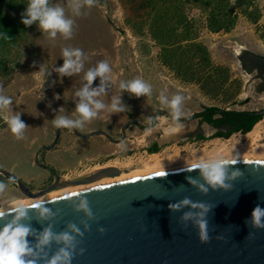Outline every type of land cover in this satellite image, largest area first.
I'll return each mask as SVG.
<instances>
[{"label":"rangeland","instance_id":"374dc122","mask_svg":"<svg viewBox=\"0 0 264 264\" xmlns=\"http://www.w3.org/2000/svg\"><path fill=\"white\" fill-rule=\"evenodd\" d=\"M257 1L261 14L259 20L251 23L244 16H239L229 37H223L222 32H209L205 28L199 31L198 40L207 48L212 62L226 67L229 82L235 81L216 93H208L195 82L181 81L162 63L158 44L145 29L136 28V22H133L136 18L132 17L130 5L125 0H91L90 4L85 0L81 14L74 16L73 35L68 39L61 35L49 39L39 31L35 23L23 24L21 15L28 0H3L0 33H6L10 38L0 35V92L13 97L12 111H20L21 119L28 126L24 129L23 137L17 139L3 119L4 112L0 111V169L14 174L28 184L33 193L48 187V172L35 163L36 152L40 147L53 142L56 127L52 125L51 118L57 114H72L78 99L74 92L84 82L81 80L84 71L102 59L108 60L113 69V82H109L106 99L119 91L120 80L136 77L149 82L152 92L150 95L136 97L123 91L122 102L127 104L124 111L112 114L102 111L86 121L84 127L76 129L82 133L104 130L116 138L120 126L129 119L148 125V117L156 116L154 126L149 132H144L130 125L126 131V140L117 146L108 143L102 136L86 139L72 137V131L64 127L56 149L67 151H59L58 154L61 155L57 156L52 151L44 150L38 157L44 164L57 167L61 174L67 169L75 170L80 167L83 173L91 171L96 165H90L91 157L112 151L115 156L121 157L115 164L130 172L154 165L174 169L199 157L215 154L221 149L225 156L238 151L247 144L249 136L245 138V133L235 131L227 138L214 137L212 133L216 129H227L229 124L220 114L207 109L241 112L264 108V0ZM55 2L63 3L67 8L68 0ZM192 12L199 17L196 11ZM67 14L72 13L69 10ZM210 45L224 57L212 55ZM245 45L251 48L250 51H243ZM65 46L84 50V70L61 78L54 66L62 64L61 53ZM238 49L239 58L235 53ZM41 64L47 65L50 72L45 83L38 76ZM98 83L99 78L93 81V85ZM177 91L185 97L180 118L206 112L205 114L211 113L213 119L220 118L221 123L209 126L203 117L190 122H177L164 114H157L158 109L170 113L169 108L160 104L159 95L163 92L170 97ZM263 122L264 116L254 125H258V128ZM198 131L203 132L206 137L202 142L198 141V147L186 146L184 154L173 150V143ZM237 132L239 134L236 135ZM153 140L167 142V146L172 145L167 148L163 146L158 153L150 155L146 148ZM187 140L192 139L180 142L185 143ZM259 141L261 142L258 144ZM259 141L251 146L254 149L262 146L264 152V141ZM110 146L112 149H109ZM27 198L29 196L24 195L13 182L0 192V203Z\"/></svg>","mask_w":264,"mask_h":264},{"label":"water","instance_id":"95a60500","mask_svg":"<svg viewBox=\"0 0 264 264\" xmlns=\"http://www.w3.org/2000/svg\"><path fill=\"white\" fill-rule=\"evenodd\" d=\"M214 112L245 117L264 116V108L241 112L218 109ZM156 113L170 115L163 109H158ZM193 117L195 115L188 116L186 121ZM61 128H56L51 144L37 150L35 163L39 166L51 169L38 157L41 151L56 145ZM72 130L80 137L107 136L103 130L86 134L75 128ZM237 161L232 167L240 168L242 175L231 182L229 189L210 188L207 193H202L187 179L188 176H197L198 170L186 171L179 167L48 198L51 201L49 206L56 211V215L50 220L33 218L26 222H30L37 231L52 223L53 230L59 232L69 221L83 229L81 221H85L89 227L83 230L82 236L77 237L79 243L71 264H264V228H253L245 223L256 204L264 206V158ZM120 174L116 168L102 169L80 180L61 183L56 180L47 188L33 193L14 174L0 169V175L4 178L15 177L12 182L29 197H38L68 186L90 184L103 178H116ZM81 190L87 191L79 193ZM81 194L88 197L93 212L91 219L72 206L71 201ZM184 197L212 205L207 215L208 241L201 242L197 228L190 221L180 219L188 206L179 210L168 208L169 203ZM101 226L103 231L98 230ZM29 239L34 241L36 237L30 236ZM57 247L53 242L48 247L49 255ZM81 248L83 252L78 251Z\"/></svg>","mask_w":264,"mask_h":264},{"label":"clouds","instance_id":"9594fccd","mask_svg":"<svg viewBox=\"0 0 264 264\" xmlns=\"http://www.w3.org/2000/svg\"><path fill=\"white\" fill-rule=\"evenodd\" d=\"M87 2L90 4L91 0ZM84 3L85 0H68L66 8L65 4L55 2V0H28L21 15V21L25 25L35 23L39 31L49 39L56 38L58 35L68 39L73 35L74 16L81 14ZM69 10L71 15L67 14ZM0 35L10 38L6 33H0ZM61 57L63 58L62 64L54 66V70L61 78L84 70L85 53L82 48L65 46L62 48ZM38 69V76L45 83L47 77L50 76L48 67L41 64ZM112 71L106 59L88 67L81 77L84 82L74 92V96L78 98L74 111L71 115H55L51 118L52 125L58 128H82L86 121L98 116L102 111L108 114L124 111L127 104L122 102L123 91L136 97L151 94L152 85L136 77L120 80L119 91L112 94L110 99H106L109 82H113ZM97 78H99V83L93 85V81ZM158 99L162 106L170 109L171 118L179 121L185 99L183 93L177 91L169 97L162 92ZM12 102V96L0 92V111L4 112L3 119L11 133L19 139L23 137L24 129L28 125L21 119L20 111H12ZM53 111L56 110L53 109ZM148 120L151 123L153 117L149 116ZM237 163V159L233 156L226 157L223 153H215L199 157L190 163H184L183 169L198 170L197 176H188L187 179L196 185L199 191L207 193L210 188H231V182L242 175L240 168L232 167ZM14 180L13 176L0 179V192L6 190L9 183ZM86 191L81 190L79 193ZM50 202L48 199H38L32 202L15 199L0 203V221H4L0 223V264H41V261L42 264H71L79 243L77 237L82 236L83 230H86L89 225L81 221L82 229L76 223L69 221L63 230L56 232L53 230L52 223H49L42 230L37 231L30 222L26 221H31L33 218L44 221L54 217L56 211L49 206ZM71 203L74 210L83 212L88 219L93 217L87 195H78ZM185 206L188 208L181 213L180 219L184 222L190 221L197 228L198 239L201 242L208 241L210 235L207 215L212 205L204 201H192L189 197L168 204L170 210L183 209ZM245 223L253 228H264V206L256 204ZM98 230L103 231L104 229L101 226ZM30 236H35L36 239L30 240ZM53 242L58 247L49 255L48 247ZM78 251L83 252V249H78Z\"/></svg>","mask_w":264,"mask_h":264},{"label":"trees","instance_id":"16d2710c","mask_svg":"<svg viewBox=\"0 0 264 264\" xmlns=\"http://www.w3.org/2000/svg\"><path fill=\"white\" fill-rule=\"evenodd\" d=\"M130 5L137 29H145L159 46V57L183 82H195L208 93H216L229 87L226 67L212 62L207 48L198 40L201 28L209 32H229L237 24L239 16L251 23L260 18L257 0H125ZM3 0H0V32L3 23ZM192 11H196L198 16ZM141 27V28H140ZM237 91V89L235 90ZM237 94V92L235 93ZM232 95V94H231ZM216 108H209L213 111ZM234 112V111H231ZM229 124L225 131L218 129L214 136L227 138L232 132L246 133L262 117L236 116L220 113ZM203 119L219 125L221 119H213L211 113ZM152 151V150H150ZM0 179H4L0 176Z\"/></svg>","mask_w":264,"mask_h":264},{"label":"flooded vegetation","instance_id":"af4514ba","mask_svg":"<svg viewBox=\"0 0 264 264\" xmlns=\"http://www.w3.org/2000/svg\"><path fill=\"white\" fill-rule=\"evenodd\" d=\"M213 111H215V110H213ZM209 112H211V111H209ZM206 112H200V113H196V114H193V116L195 115V117H193V119L192 120H195V119H198V118H202L203 116H204V114H205ZM220 114V113H219ZM167 116V118H169V119H171V120H173L172 118H171V114L170 115H166ZM191 116V115H190ZM153 117V120H152V122L151 123H149L148 125H141V124H138L137 122H136V120L135 121H133L134 119H129L127 122H129V124L126 126L125 124L127 123V122H125L124 124H122L121 126H120V128H119V135L116 137V138H114V137H111L106 131V133H107V136H104V135H101V136H103L107 141H108V143H110V144H113L114 146H117V145H120L121 143H123L125 140H126V131H127V129H128V127L130 126V125H134V126H136L137 128H139V129H141V130H147V128L148 129H150V128H152L154 125H153V123H154V121H155V117L156 116H152ZM187 118V117H186ZM186 118H179V121H185V122H187L186 121ZM192 120H190V121H192ZM174 121H176V120H174ZM179 121H177V122H179ZM190 121H188V122H190ZM131 122V123H130ZM209 126H213V123H210V122H208L207 123ZM227 127V126H226ZM64 129V127H62L61 128V130H60V135H61V133H62V130ZM219 129H221V130H223V131H225L226 129H222V128H219ZM56 130V129H55ZM218 129H216L215 130V132L217 131ZM104 131V130H103ZM214 132V133H215ZM123 133H125V137L123 138ZM214 133H212V135H214ZM214 137H218V136H214ZM59 139H60V137H59ZM59 139H58V141H59ZM184 139L186 140V139H192V140H187V142L185 141V143L184 142H180V141H184ZM206 139V137H205V134L203 133V132H200V131H198V132H196L194 135L193 134H187V135H185L184 136V138H180V140H178L177 142H175V143H173V145H174V147H172L173 148V150H177L178 151V153L179 154H184V153H186V146H189V148H191V147H194V148H196V147H198V145H197V143H198V141H199V143L200 142H202L203 140H205ZM57 141V142H58ZM180 142V143H179ZM167 142H158V141H156V140H153V141H151V143L147 146V148H146V152H149V154L151 155H153V154H156V153H158L160 150H161V147H165V148H167L169 145H172V143L171 144H169L168 146H167V144H166ZM170 143V142H169ZM202 144V143H201ZM170 147V146H169ZM109 149H112L111 148V146L109 147ZM150 150H152V151H150ZM115 151V150H114ZM43 151H41L40 153H39V155L42 153ZM145 152V153H146ZM148 154V153H147ZM121 157H119V156H115L114 155V153L112 152V151H109V152H107V153H102V154H97L95 157H91L90 159V165L91 164H95L96 163V165H94V167H92L93 169L91 170V171H88V172H83V173H81L82 172V167H80V168H76L75 170H71V169H67V170H65V172L64 173H60L59 171H58V169H56L55 167H53V166H50V165H48V164H45L46 166H48L49 168H51V169H46V168H44L47 172H48V176H47V178H46V181L48 182L47 183V186H49L50 184H52L53 182H56V180H58V183H61V182H63V181H74V180H80V179H82V178H85V177H89V176H91V175H93V174H96V173H98V172H100V170H102V169H107V168H116V169H118L121 173L122 172H126L127 170H123V169H121V168H119L116 164H115V162H116V160H118V159H120ZM41 163H43L41 160H39ZM112 164H111V163ZM99 163H101V165L99 164ZM44 164V163H43ZM38 165V164H37ZM39 166V165H38ZM81 166V165H80ZM41 167V166H40ZM43 168V167H42ZM113 173V171H110L109 173ZM58 177V178H57ZM46 186V187H47ZM27 187L30 189V187L28 186V184H27Z\"/></svg>","mask_w":264,"mask_h":264},{"label":"bare ground","instance_id":"6f19581e","mask_svg":"<svg viewBox=\"0 0 264 264\" xmlns=\"http://www.w3.org/2000/svg\"><path fill=\"white\" fill-rule=\"evenodd\" d=\"M257 126L258 125H256V128H257ZM262 149H263L262 146L261 147L257 146L254 149L251 146V143H247L241 149H239L238 151L233 152L229 156H233L237 160L238 159H259V158H264V152H263ZM217 153H224V150L223 149L218 150ZM168 169H170V167H166L164 165L147 166V167H145L142 170H134V171H130V172H122L116 178H103L100 181L93 182V183L86 184V185L68 186V187H65V188H62V189H59V190L50 191V192H48V193H46L44 195L38 196V197H29V198H27L24 201L32 202V201H35V200H38V199H48V198H51V197H54V196H58V195H61V194H65V193H68V192H72V191H76V190H80V189L96 186L98 184L107 183V182L126 181V180H130V179H133V178H137V177L144 176V175H149V174H152V173H156V172H160V171H164V170H168Z\"/></svg>","mask_w":264,"mask_h":264},{"label":"crops","instance_id":"0c3cea01","mask_svg":"<svg viewBox=\"0 0 264 264\" xmlns=\"http://www.w3.org/2000/svg\"><path fill=\"white\" fill-rule=\"evenodd\" d=\"M232 32H233V30H231V31H229V32H226V33H224V32H222L223 33V37L224 36H226V37H229L230 35H232ZM209 48L211 49V51H212V55H215V56H218V57H222L223 55H221V52H218L217 51V49L216 48H214V47H212L211 45L209 46ZM243 48V47H242ZM244 50L243 51H245V52H248V50L249 49H251L249 46H247V45H245V48H243ZM248 49V50H247ZM236 51V50H235ZM239 49L235 52L236 53V57L237 58H239L240 57V55H239ZM250 51V50H249ZM214 57V56H213ZM224 57V56H223ZM138 124H140V122H137ZM57 128V127H56ZM71 131H72V137L73 136H75V137H77V138H84V139H86V137H80V136H78V135H76L74 132H73V130H72V128H69ZM76 129V128H75ZM77 130V129H76ZM150 130H151V128H150ZM94 131V130H93ZM143 131V130H142ZM80 132V131H79ZM91 132V131H90ZM144 132H149V130H144ZM82 133V132H81ZM89 133V132H88ZM62 134V133H61ZM84 134H86V133H84ZM61 136V135H60ZM96 136H98V137H100L101 135H94V136H90V137H96ZM90 137H88V138H90ZM103 137V136H102ZM55 138V137H54ZM58 143V142H57ZM57 143H56V145L52 148V149H48L49 151H52L53 153H54V155H56L57 154V156H60L61 155V153H59L58 154V152L60 151V152H62V153H65L66 151L65 150H59V149H56V147H57ZM52 156V157H55V156ZM55 164H59V162L58 163H56L55 162ZM66 165V164H65ZM53 167H55V166H53ZM57 168V167H56Z\"/></svg>","mask_w":264,"mask_h":264},{"label":"built area","instance_id":"2783aa9c","mask_svg":"<svg viewBox=\"0 0 264 264\" xmlns=\"http://www.w3.org/2000/svg\"><path fill=\"white\" fill-rule=\"evenodd\" d=\"M236 135L239 134V132L235 133ZM247 136H249V139L246 141L247 143H251L252 145H256L257 142L260 140V139H263L264 141V122L262 124L259 125L258 128H256V125H254L250 131L246 132L244 134V137L246 138ZM262 141V142H263ZM261 141L258 142V144L260 143ZM264 144V142L262 143ZM261 144V145H262Z\"/></svg>","mask_w":264,"mask_h":264}]
</instances>
